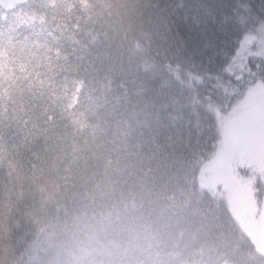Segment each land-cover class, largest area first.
Returning a JSON list of instances; mask_svg holds the SVG:
<instances>
[{
  "label": "trees",
  "instance_id": "16d2710c",
  "mask_svg": "<svg viewBox=\"0 0 264 264\" xmlns=\"http://www.w3.org/2000/svg\"><path fill=\"white\" fill-rule=\"evenodd\" d=\"M262 26L264 0H0V264H264L204 178Z\"/></svg>",
  "mask_w": 264,
  "mask_h": 264
},
{
  "label": "rangeland",
  "instance_id": "374dc122",
  "mask_svg": "<svg viewBox=\"0 0 264 264\" xmlns=\"http://www.w3.org/2000/svg\"><path fill=\"white\" fill-rule=\"evenodd\" d=\"M248 46H254L256 41V47L252 48L250 52L253 55H262L264 57V27L262 26L257 32L248 37ZM249 103L251 106L249 107ZM256 104V105H255ZM260 105L259 107H257ZM249 107V108H248ZM262 109V110H261ZM264 117V86L260 85L258 88L252 86L250 91L243 96L233 105L232 109L227 114H219V119L223 125L222 138L223 141L213 158L208 162L204 169V178L209 182V186L216 189L214 186V180L219 182H225L227 192H231V198L233 202L238 205L237 212L239 215H244V202L240 197V187L237 180L234 181V188H230L227 182V176L233 174V167L236 163V159L244 157L250 162L261 160L263 153L257 154L259 147L255 148L252 152H247L242 149L250 141L256 138V135H250L251 129H255L260 126L261 120ZM257 144V143H256ZM245 168L244 170H246ZM232 177V176H231ZM256 176L254 174H247L245 180L250 179L255 181Z\"/></svg>",
  "mask_w": 264,
  "mask_h": 264
},
{
  "label": "flooded vegetation",
  "instance_id": "af4514ba",
  "mask_svg": "<svg viewBox=\"0 0 264 264\" xmlns=\"http://www.w3.org/2000/svg\"><path fill=\"white\" fill-rule=\"evenodd\" d=\"M262 120L260 126H258L255 129L254 128L251 129L250 135L252 136L256 135L257 144L255 143V148L259 147L257 154L263 153L262 159L256 160L254 162L259 164L264 171V120L263 122ZM246 147H248L247 152H252L254 150L252 143L248 144ZM247 164H248V160H246L245 158L238 161L234 168V174L232 178L228 179V183L230 188H234V181L237 180L239 187L241 188L240 197L245 199L243 200L244 202V207H243L244 215H242V220L244 222L243 224L253 234L257 242L261 244L262 241L264 240V200H263V207H261L260 201L255 196L257 190L254 186V181L251 179L249 181L245 180L246 175H244L243 172Z\"/></svg>",
  "mask_w": 264,
  "mask_h": 264
},
{
  "label": "snow or ice",
  "instance_id": "6c2138e0",
  "mask_svg": "<svg viewBox=\"0 0 264 264\" xmlns=\"http://www.w3.org/2000/svg\"><path fill=\"white\" fill-rule=\"evenodd\" d=\"M259 67V66H258Z\"/></svg>",
  "mask_w": 264,
  "mask_h": 264
}]
</instances>
